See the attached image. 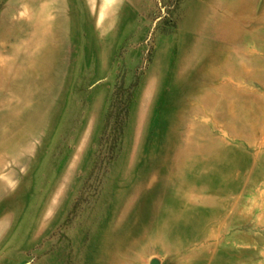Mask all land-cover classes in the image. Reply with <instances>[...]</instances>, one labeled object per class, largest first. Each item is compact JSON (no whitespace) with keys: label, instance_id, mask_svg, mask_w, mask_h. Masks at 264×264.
<instances>
[{"label":"rangeland","instance_id":"rangeland-1","mask_svg":"<svg viewBox=\"0 0 264 264\" xmlns=\"http://www.w3.org/2000/svg\"><path fill=\"white\" fill-rule=\"evenodd\" d=\"M264 264V0H0V264Z\"/></svg>","mask_w":264,"mask_h":264},{"label":"water","instance_id":"water-1","mask_svg":"<svg viewBox=\"0 0 264 264\" xmlns=\"http://www.w3.org/2000/svg\"><path fill=\"white\" fill-rule=\"evenodd\" d=\"M152 264H157V261H152Z\"/></svg>","mask_w":264,"mask_h":264}]
</instances>
